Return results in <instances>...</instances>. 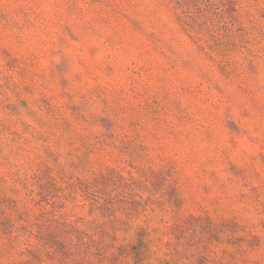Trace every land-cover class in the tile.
Segmentation results:
<instances>
[{"label":"rangeland","instance_id":"rangeland-1","mask_svg":"<svg viewBox=\"0 0 264 264\" xmlns=\"http://www.w3.org/2000/svg\"><path fill=\"white\" fill-rule=\"evenodd\" d=\"M0 264H264V0H0Z\"/></svg>","mask_w":264,"mask_h":264}]
</instances>
